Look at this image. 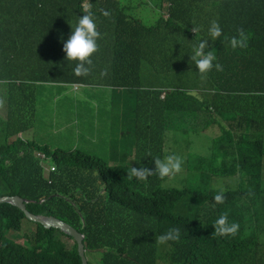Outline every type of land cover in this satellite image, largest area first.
<instances>
[{
  "label": "trees",
  "instance_id": "obj_1",
  "mask_svg": "<svg viewBox=\"0 0 264 264\" xmlns=\"http://www.w3.org/2000/svg\"><path fill=\"white\" fill-rule=\"evenodd\" d=\"M166 1L167 15L159 10L161 14L147 20L149 26L135 18L142 17L139 6L127 16L110 9H127L125 0H105L107 7H99L100 24L118 21L120 26L116 55L112 52L113 84L132 89L139 83L142 99L155 88L154 96L134 112L135 120L151 121L145 127V150L140 151L147 167L154 168L153 158L168 154L156 122L185 111V132L197 133L211 147L203 175L219 186H200L196 180L189 187L165 185L155 174L140 181L129 178L125 167L110 166L80 150H51L16 139L0 147V195H21L29 200L31 212L56 216L81 231L90 264H264V0ZM66 2L0 0V19L7 17L0 26L3 80L23 70L32 82L75 77L74 63L63 60V50L54 53L60 31L49 45L43 42L53 16L47 13ZM102 10L110 15L103 16ZM213 21L221 27L223 41L209 38ZM240 30L246 47L232 48L228 40L238 38ZM201 39H209L206 51H213L214 64L221 65L203 77L191 61V46ZM193 82L205 90L197 103H189L181 92ZM135 98L131 91L126 103ZM10 108L23 119L34 111L30 100L12 94ZM122 144H113V156ZM36 151L54 160L57 170L50 179ZM228 183L231 188L225 189ZM221 191L223 203H217L214 196ZM188 195L199 203L194 214L175 215L173 204ZM225 213L240 225L235 236L214 233V221ZM25 219L18 207L0 204V264H83L77 242L67 248L62 238L71 237L56 228L34 222L24 234L25 244L19 243ZM171 228L179 229V239L168 242L170 249L158 245L156 237Z\"/></svg>",
  "mask_w": 264,
  "mask_h": 264
},
{
  "label": "clouds",
  "instance_id": "obj_2",
  "mask_svg": "<svg viewBox=\"0 0 264 264\" xmlns=\"http://www.w3.org/2000/svg\"><path fill=\"white\" fill-rule=\"evenodd\" d=\"M144 1L146 3L141 1L140 4L136 0L133 1L125 0L124 5L125 7H127V9L123 10V8H116L115 6H110V9L119 11L121 13V16H127L130 13H132L133 6H139L141 8L142 17H135V18L144 26H149L147 20H151V18L156 14V12H159V14H161L160 11H162L164 15H167L166 11L169 6L168 1L158 0L156 3H152L150 0H144ZM100 6L107 7L105 0H67L66 4L59 11L55 12V13H60L61 19L63 15L75 17V20L73 22H69V21L65 22L64 27H61L59 30L61 34V38L58 40L57 43L54 41L55 45H57V47L60 48L61 51L63 50V52L65 53V58H63V60L66 59V61L69 64L74 63V67H72V72L75 75V77L71 81L55 82L48 79L45 81L33 82L34 84L33 86L36 91V96H39L37 94L38 85H42V84H45L44 85L45 87L69 86V89L71 91L70 93L72 95H74V93L80 94V96L83 99L84 105L79 107L77 103L73 104L74 106L79 107L80 112L70 113L69 116L71 120L69 121L67 119L62 121V124L64 126L66 124L64 129H67V132H63V134H59L56 130H51L47 125H45V116L42 114L41 123L43 126V130L50 131L51 133H55L58 136L56 140L43 141L37 138L36 136L37 112H35V110L32 108L34 111L32 113H27V115L23 119L20 117H15L13 114H11L10 112L11 108L9 107V110L7 109L8 112L7 111L5 112L4 117L0 118V122H2V130H0V147L5 143H11L16 139H21L24 142L35 141L38 144L41 143L39 145L47 146L51 150H57V149L80 150L88 154L95 152L96 154L100 155V158L105 160L110 166H121V167L123 166L126 169H128L127 176L129 178L135 177L137 180L143 181L147 177L155 174L158 177L164 179L165 185H170L167 183L168 179L175 177L178 173L183 172L186 176L188 175L193 176V182L196 180L197 185L206 186L209 188H215V186L209 183L211 179L203 175V169L204 166L206 165L204 163L207 160V156L211 152V147H208L207 151L204 152L190 153L189 145L183 144L182 143L183 139L181 142L180 138H182L185 133L188 134V132H185L186 131L185 122L187 121L189 122V118H188V113L185 111L175 112L168 119L162 121L159 120L156 122L155 126H157L159 129L158 138L162 137L163 139L162 146L164 147V150L168 154L165 155L163 158H159V157L153 158L152 162L154 164V168L147 167V163H146L148 162L147 158L144 159L140 151L145 150V145H146L144 142L145 127L151 121L135 120L134 112L141 103H145L149 101L154 96V94H152V91H154L155 88H150L149 95L147 96V98L142 99V95H141L142 90L139 83L135 84L134 88L132 89H129L127 87H118L113 84L114 69L112 63L114 60V56L112 52L116 55L115 47H116L118 32L120 31V26L118 21L110 25L100 24L98 17ZM145 10L149 13V16L147 17L145 14ZM102 15L107 17L110 15V13L106 10H102ZM208 35L213 42L216 41L218 38H220L221 41L225 39L222 36L221 27L215 21L211 23L208 29ZM46 39L43 40V42L46 43V45H48L49 40L47 41ZM208 40L209 39L198 40L196 43H194L191 46V61L195 63V66L202 77L206 75L210 70H212L213 67H215L217 71L221 70V65L218 62L214 64V62L217 60L215 53L211 50L206 51V49L209 47ZM99 41H100V48L102 47L106 50L105 54L99 52L100 50ZM228 43L232 48H236V47L243 48L246 47L247 37L245 36L244 32L240 30L238 38L232 37L230 40H228ZM98 48L99 50L97 51ZM0 80L4 81L1 77ZM90 88H94L95 92H91L87 94L86 90ZM81 90L84 91L81 93L80 92ZM131 91L136 94V98L127 104L126 94L131 93ZM207 91L211 94L215 93L213 90L208 89ZM61 92L62 94H60ZM165 92L162 93L161 95L162 98H164ZM181 92L185 94V97L186 99H188L189 103L192 102L197 103L201 101L205 90H201L199 83L193 82L190 84V86L184 87ZM27 94H24L23 96H26ZM119 95H122V98H119ZM57 97L68 100L67 103H69V101L70 102L72 101V99L69 98L68 95H65L63 91H60L59 94H57ZM99 97L101 98L102 103L105 106H107V110H108L107 113L109 115L107 121L105 120V114L100 110V105L98 103ZM86 108L90 109L92 113L95 115V118L92 121V123L88 122L89 118H88V113L85 112ZM118 112L119 115L116 117L115 115H117ZM41 113H42V109H41ZM44 113L46 115V112ZM147 118L148 117H146L145 119ZM191 120L193 121V119ZM55 122L56 120L53 119V124ZM22 126H24V128H21ZM104 126L105 129L103 128ZM100 127H102L101 137L104 138L106 137L109 144L106 145V143L101 142L97 144L95 147H93V142L95 141V136H96L95 129L96 128L100 129ZM70 131H73L75 133L74 140L71 134L68 133ZM170 135L173 138H170L169 137ZM110 137H113V140H110ZM72 140L77 143H79L82 140L85 144L89 145L88 149H90L93 152L83 151L79 149L77 146L70 149H64L59 147L60 145L63 144V142L69 141L70 143ZM171 140H176L177 143L175 144V146L171 147L170 149L168 146V142ZM51 142L54 143L59 142V145H55ZM118 142H121L123 144L118 152L119 153L118 156H113V151L110 144H115ZM178 142L180 143V145ZM129 146H133L134 148H132V150L126 151V148ZM36 156L41 158L42 165L45 170L44 172L45 176L48 179H50L49 177L50 174L57 170L54 160L51 157H48L42 151H36ZM192 184L191 183L184 184L185 185L184 187H189ZM172 186H176V185L174 184ZM15 195L5 194V195H0V197L15 196ZM22 198L24 199L27 207V203L29 202V200L25 199L24 197ZM223 199L224 197L222 195V191L218 192L214 196V200L217 203H223ZM178 202H176V204ZM1 203H9V202H0V204ZM176 204H173L172 207V212L175 215L178 214L175 212ZM12 205L18 207L15 204ZM18 208L21 209L20 207ZM191 214L194 213L192 212ZM36 215L53 216V215H44V214H36ZM25 217L26 219L23 221L22 224L23 228H22L21 239L17 240L21 244H25L24 234L28 229H33L34 222L40 223L45 228H48L41 222H37L29 219L26 216V214ZM213 226L215 229L214 233L216 235H221V236L223 235L235 236L240 227V225L237 222L229 221L226 213L220 215L214 221ZM49 228H55V227H49ZM11 233L12 232H9L10 236L8 238L10 241L13 240ZM67 235L71 237L68 238L69 240H73L74 242L76 241L71 235L69 234ZM179 237H180L179 229L171 228L166 233L157 236L155 242L158 245L167 244L168 245L167 247L170 249V244L168 242L176 241L179 239ZM65 238L67 237L63 236L62 238L64 242H66ZM84 239H85V235H84ZM88 263H89V259H88Z\"/></svg>",
  "mask_w": 264,
  "mask_h": 264
},
{
  "label": "rangeland",
  "instance_id": "obj_3",
  "mask_svg": "<svg viewBox=\"0 0 264 264\" xmlns=\"http://www.w3.org/2000/svg\"><path fill=\"white\" fill-rule=\"evenodd\" d=\"M50 14H53V16H51L50 21H49L48 26H47L48 32H49V37L46 40L47 41L49 40L48 45L52 42L53 38L55 37L56 32L58 30H60L61 27H64L66 21L73 22L75 20L74 16H64V15L62 16V19H61L60 13H53V12L47 13L46 16H50ZM4 24H7V17L4 19H0V26H2ZM43 37L46 38L45 32H44ZM59 52H61L60 48L56 47L55 52H54L55 55L59 54ZM0 58H1V50H0ZM26 77H27V74L23 70V71H17V76H15V77L10 76L7 80H4V81L0 80V118H3L5 112L6 111L8 112V110H9L10 102H11V94L14 95L17 100L25 98L26 102L28 100L31 101L32 108L35 110V112H37V119H36V123H37L36 136H37V138H39L43 141L56 140L58 138V136L55 133H51L50 131L43 130V126L41 123L42 122V113H41L42 102L40 100V97L36 96V91H35V88L33 86L34 85L33 82L30 80H27ZM66 88H69V86H66ZM30 91H32V92H30ZM83 91L84 90H81L80 92L82 93ZM24 94H27V95L24 97L23 96ZM60 94H62V92ZM68 96H69V98L72 99V101H71L72 105L76 104V103L78 104L79 107L84 105L83 99L79 93H74V95H72L71 93H68ZM119 98H122V95H119ZM98 103L100 105V110L105 114V120L107 121V119L109 117V115L107 113V111H108L107 106H105L102 103L100 97L98 98ZM118 115H119V112L115 116L117 117ZM68 126H69V124H68ZM100 130H102V127H100ZM193 133H194L193 131L188 133V134L185 133L183 135V137L180 138L181 142L183 139L182 143L189 145L190 153L207 151V149L209 147V145L206 143L207 139H204V141H202L201 138L197 135V133H195V134H193ZM169 137L173 138L171 135ZM27 140H28V138H27ZM110 140H113V137H110ZM176 143H177L176 140L169 141L168 142L169 148L171 149V147L175 146ZM39 144H41V143H39ZM96 145H97V143L94 141L93 147H95ZM179 145H180V143H179ZM76 146L83 151L93 152L90 149H88L89 145L85 144L82 140L79 143L74 142L73 140L70 143H69V141L63 142V144L60 145L59 147L64 148V149H70V148H73ZM132 148H134V147L129 146L126 148V151L132 150ZM89 154L100 157V155L96 154L95 152L89 153ZM181 156H183V155H181ZM184 177H185V181H184ZM231 182L232 181L229 180V183H231ZM167 183L170 185L175 184L176 186L184 187V184H190V183L192 184L193 183V176H190V175L186 176L183 172H181V173H178L175 177L169 178ZM209 183L213 186L214 185L219 186V184L213 183L212 180H210ZM219 183H220V181H219ZM229 183L227 186H225V189L231 188ZM222 184L226 185L224 183V180H222ZM198 204L199 203H198L196 198L188 195L184 198V200H181L176 204L175 212L178 214L190 215L197 208ZM65 241L67 244V248L71 249V246L73 245L74 241L69 240L68 238H65ZM91 257H92V255H91Z\"/></svg>",
  "mask_w": 264,
  "mask_h": 264
},
{
  "label": "crops",
  "instance_id": "obj_4",
  "mask_svg": "<svg viewBox=\"0 0 264 264\" xmlns=\"http://www.w3.org/2000/svg\"><path fill=\"white\" fill-rule=\"evenodd\" d=\"M44 85L45 84L38 85L37 94L41 97L42 114L45 116V125H47L51 130H56L59 134H63V132H67V129H64V125L62 124V121L67 119L70 121L71 119L69 114L75 112L79 113L80 112L79 107L72 105L70 101L69 103H67L68 100L57 97V94H59L60 91H63L65 95H68V93L71 92L69 88L61 87V86L45 87ZM91 92H95V89L90 88L86 90L87 94ZM44 112H46V115ZM85 112L88 113V118H89L88 122L92 123V121L95 118V115L88 108L85 109ZM53 119L56 120L54 124H53ZM103 128L105 129V126ZM68 133L71 134L74 140L75 133L73 131H70ZM95 134H96L95 141L97 144L101 142L106 143V145L109 144L106 137L105 138L101 137V130L99 128L95 129ZM51 143L55 145H59V142L56 143L51 142ZM110 145L111 147L113 146V144Z\"/></svg>",
  "mask_w": 264,
  "mask_h": 264
},
{
  "label": "water",
  "instance_id": "obj_5",
  "mask_svg": "<svg viewBox=\"0 0 264 264\" xmlns=\"http://www.w3.org/2000/svg\"><path fill=\"white\" fill-rule=\"evenodd\" d=\"M0 202H9V203L15 204L25 212L26 216L29 219L37 221V222H41L48 228L49 227L59 228L63 232L71 235L78 243V252H79V255L81 256L82 263L89 264L88 259L85 255L84 235L80 231L75 229L72 225L66 223L65 221L59 218L53 217V216H40V215L31 213L27 209L24 199L19 195L0 197Z\"/></svg>",
  "mask_w": 264,
  "mask_h": 264
},
{
  "label": "bare ground",
  "instance_id": "obj_6",
  "mask_svg": "<svg viewBox=\"0 0 264 264\" xmlns=\"http://www.w3.org/2000/svg\"><path fill=\"white\" fill-rule=\"evenodd\" d=\"M0 130H2V122H0Z\"/></svg>",
  "mask_w": 264,
  "mask_h": 264
}]
</instances>
